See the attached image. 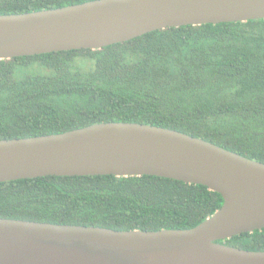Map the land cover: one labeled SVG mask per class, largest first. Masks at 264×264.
<instances>
[{"label": "trees", "instance_id": "obj_1", "mask_svg": "<svg viewBox=\"0 0 264 264\" xmlns=\"http://www.w3.org/2000/svg\"><path fill=\"white\" fill-rule=\"evenodd\" d=\"M88 0H0V13ZM108 121L176 129L264 162V19L158 29L100 49L0 60V139ZM206 185L157 175L0 183V217L119 230L192 228L221 207ZM264 250V228L220 240Z\"/></svg>", "mask_w": 264, "mask_h": 264}, {"label": "water", "instance_id": "obj_2", "mask_svg": "<svg viewBox=\"0 0 264 264\" xmlns=\"http://www.w3.org/2000/svg\"><path fill=\"white\" fill-rule=\"evenodd\" d=\"M264 19V0H88L0 13V60L100 49L183 25ZM47 175H157L202 184L223 203L192 228L119 230L0 217V264H264L219 242L264 228V162L176 129L108 121L0 139V183Z\"/></svg>", "mask_w": 264, "mask_h": 264}]
</instances>
